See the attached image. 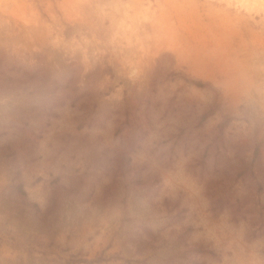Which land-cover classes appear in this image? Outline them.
<instances>
[{
    "label": "rangeland",
    "instance_id": "1",
    "mask_svg": "<svg viewBox=\"0 0 264 264\" xmlns=\"http://www.w3.org/2000/svg\"><path fill=\"white\" fill-rule=\"evenodd\" d=\"M0 264H264V0H0Z\"/></svg>",
    "mask_w": 264,
    "mask_h": 264
},
{
    "label": "trees",
    "instance_id": "2",
    "mask_svg": "<svg viewBox=\"0 0 264 264\" xmlns=\"http://www.w3.org/2000/svg\"><path fill=\"white\" fill-rule=\"evenodd\" d=\"M20 189V188H19ZM85 261V260H84Z\"/></svg>",
    "mask_w": 264,
    "mask_h": 264
}]
</instances>
